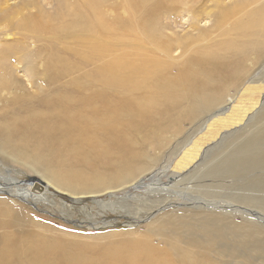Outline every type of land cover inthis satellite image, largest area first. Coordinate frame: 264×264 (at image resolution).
Returning a JSON list of instances; mask_svg holds the SVG:
<instances>
[{
  "label": "bare ground",
  "instance_id": "bare-ground-1",
  "mask_svg": "<svg viewBox=\"0 0 264 264\" xmlns=\"http://www.w3.org/2000/svg\"><path fill=\"white\" fill-rule=\"evenodd\" d=\"M72 1H81L86 7L92 4L91 10H96L95 0ZM245 5L221 9L212 30L233 22L234 18L237 24L241 19L237 12H242ZM263 7L261 12L248 13L250 17L257 14L260 26L240 28L239 32L234 29L237 38L219 43L217 49L207 47L173 73L167 72L166 67L149 76L116 69L112 76L102 77L103 93L96 98L104 97L100 107L104 113H93L92 104H87L91 98L82 107L74 106L71 113L60 110L61 105L55 101L51 104L50 99L38 100L37 105L29 103L25 106L29 109L27 113H0V159L27 170L30 175L40 176V180L29 176L25 182L0 176V194L35 207L40 203L50 205L48 196L65 193L69 202L78 204L88 196L92 200L105 193L111 197L112 192L106 191L114 189L136 190L168 170L172 182L195 176L215 190L236 188L243 193L238 202L242 206L230 205L231 211L238 212L245 221L254 219L256 224L228 221V210H219V206L205 201L204 206L210 208L202 209L205 212L188 211L158 218L147 225L146 238L157 237L165 248L160 249L155 243L149 245L146 238H131V247L108 249L104 259L88 263L107 264L108 259L110 264H264V106L258 113H245L237 122L230 116L229 127L215 130V136L212 128L222 123L209 120L225 115L229 109L225 105L232 98L230 89L238 91L244 83L253 82L264 62ZM144 30L148 34L153 31L149 25ZM238 38L242 42H237ZM247 38L253 39L246 41ZM217 75L230 79L229 85L225 87L226 80L219 84ZM7 79L0 76L2 89L9 84ZM15 99L20 101L17 95ZM83 109L86 113H80ZM253 118L256 121L251 130ZM202 119L210 124L201 122ZM186 123L192 125L189 136ZM200 128L204 133L201 130L198 133H210L211 145L202 147L192 142L181 152L179 164L151 171L172 141L181 150L189 142H180L189 140ZM226 179L231 182L227 183ZM165 186L160 185L161 191H166ZM34 188L40 192L35 193ZM151 201V204L159 203ZM15 216L9 215V220ZM6 225L10 227L12 223ZM13 246L10 242L0 247V264H22L26 254L30 255L27 264L87 263L79 255L56 261L55 253L50 252L54 246L46 241L24 251ZM63 250L65 254L66 249ZM120 251L126 254L121 255Z\"/></svg>",
  "mask_w": 264,
  "mask_h": 264
},
{
  "label": "rangeland",
  "instance_id": "rangeland-1",
  "mask_svg": "<svg viewBox=\"0 0 264 264\" xmlns=\"http://www.w3.org/2000/svg\"><path fill=\"white\" fill-rule=\"evenodd\" d=\"M95 1L97 6L93 11L90 8L92 4L87 8L81 1L0 0V76L9 79L5 90L0 87V113H27L29 109L25 108L26 105H37L36 101L46 99H50L51 104L54 101L60 104V110L71 113L74 106L82 107L89 98L91 101L87 104H92L93 113H104V109L100 108L104 97L96 98V95L103 93L102 77L112 76V71L116 69L120 72L139 71L149 76L157 73L160 67H166L167 72L173 73L190 57H197L207 47L217 49L219 43L237 38L234 29L239 32L240 28L246 30L260 26L261 20H257V14L250 17L248 13L261 12L260 8L264 6V0ZM71 2L74 5H70ZM240 3L246 5L242 12H237L241 18L237 24L234 18L233 22L223 24L216 31L212 30L216 14L221 9ZM146 25L153 30L150 34L144 30ZM241 38L243 40L246 37ZM251 39L247 38L246 41ZM237 42L242 41L238 38ZM202 61L205 62L204 55ZM258 69L253 82L244 83L239 92L230 89L233 103L230 100L225 105L229 107L225 115L222 113L209 118L222 123L212 128L214 136L215 130L229 127L231 121L227 118L230 116L233 122H237L240 116L244 118L245 113H258L264 106V62ZM217 80L223 84L226 79L217 75ZM229 80H226L225 87L229 85ZM15 95L19 96L20 101L15 99ZM39 110L43 111L41 108ZM80 113H86L85 109ZM209 120L202 119L201 122L210 124ZM254 121L255 118L250 123V129ZM184 127L188 136L191 135L192 125L186 123ZM200 130L196 129L189 140L186 138L180 142H189L181 150L180 145L175 146L176 141H172L171 147L167 148L151 171L170 169L179 164L181 152L188 149L192 142L202 147L210 144V133L202 135L203 129V133H198ZM169 172L145 181L136 190L128 187L125 190L114 189L106 191L112 192L111 197L105 193L92 200L88 196L78 204L69 202L68 194L65 193L63 196L57 193V196L50 195V205L40 203L35 207L0 194V247L13 242L15 249L24 251L29 246L46 241L54 246L50 252L55 253L53 258L56 261L79 255L83 262L93 263L104 259L108 249L131 247V238L145 239L148 236L147 225L158 218L186 214L188 211L205 212L204 209H210L209 205L204 206L205 201L219 206V210H228V221L256 224L254 219L245 221V217L231 211L233 207L230 205L242 206L238 202L244 194L236 188L222 189L223 192L221 187L215 190L207 186L208 182L204 184L195 176L173 183L168 179ZM0 176L22 182L27 181L29 176L40 180L39 175H30L27 170L1 159ZM226 182L230 183L231 180L226 179ZM160 185H166V191H161ZM34 190L35 193L40 192ZM151 200L159 203L151 204ZM9 215L15 218L9 220ZM9 222L12 225L7 227ZM146 239L149 245L159 244L157 237ZM158 246L160 249L165 248L163 243ZM63 248L66 249L65 254ZM29 257L28 254L23 255L22 264H27ZM106 263L110 264L108 259Z\"/></svg>",
  "mask_w": 264,
  "mask_h": 264
}]
</instances>
